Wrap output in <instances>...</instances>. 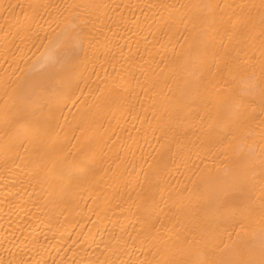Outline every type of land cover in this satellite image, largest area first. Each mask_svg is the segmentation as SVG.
I'll return each instance as SVG.
<instances>
[{
	"label": "bare ground",
	"instance_id": "1",
	"mask_svg": "<svg viewBox=\"0 0 264 264\" xmlns=\"http://www.w3.org/2000/svg\"><path fill=\"white\" fill-rule=\"evenodd\" d=\"M0 264H264V0H0Z\"/></svg>",
	"mask_w": 264,
	"mask_h": 264
}]
</instances>
